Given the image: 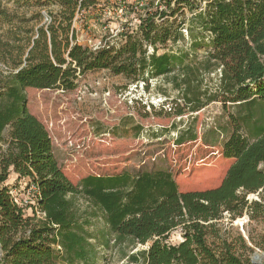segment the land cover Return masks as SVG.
Instances as JSON below:
<instances>
[{"label":"trees","instance_id":"trees-1","mask_svg":"<svg viewBox=\"0 0 264 264\" xmlns=\"http://www.w3.org/2000/svg\"><path fill=\"white\" fill-rule=\"evenodd\" d=\"M55 1L61 9L45 27L40 10L20 15L0 0V62L8 72L0 73V142L6 145H0L2 264H94V237L87 227L96 218L115 242H150L130 257L132 264H252L228 240L213 247L208 233L225 212L232 219L242 215L248 195L259 193L264 204V0H161L134 24L142 37L128 32L125 43L105 42L96 50L77 41L73 24L78 9L99 0ZM26 4L41 6V0ZM180 37L189 38V48L159 53ZM99 69L134 81L165 78L179 93L176 102L190 112L214 102L238 107L237 115L229 114L233 130L222 146V155L233 162L221 182L182 191L165 170L72 182L59 166L46 126L28 110L25 90H74L80 74ZM12 173L39 185L43 219L34 207L16 202L7 184ZM178 229L183 240L175 244L170 237Z\"/></svg>","mask_w":264,"mask_h":264},{"label":"rangeland","instance_id":"rangeland-1","mask_svg":"<svg viewBox=\"0 0 264 264\" xmlns=\"http://www.w3.org/2000/svg\"><path fill=\"white\" fill-rule=\"evenodd\" d=\"M26 1L4 0L11 12L20 15L30 16L40 10L41 25L45 27L61 9L55 0H41V6L28 5ZM98 2L97 6L91 4L76 11L73 26L79 43L94 46L109 42L118 46L125 43L128 32L142 37L133 24L125 26L122 22L124 18L130 22L133 14L112 11L108 16L105 12L108 1ZM185 12L187 17L191 16L190 11L185 9ZM188 43L189 38L180 37L176 45L169 41L159 53L189 48ZM151 50L149 47L148 53ZM204 50L201 46L195 51L197 61L202 59ZM0 73H8L1 62ZM148 75L146 70L144 76ZM76 83V88L70 91L58 88L25 90L28 110L46 126L59 166L72 182L78 183L88 175L165 170L173 174L182 191L197 190L218 185L233 162L222 155V146L233 130L229 114L239 113L235 105L224 107L214 102L200 111L190 112L181 100L176 102L179 93L167 79L134 81L110 69L80 74ZM181 109L184 112L179 115ZM181 137L183 143H179ZM0 145L6 147L2 142ZM260 169L264 170V164ZM7 184L19 193H24L23 188L27 186L14 173ZM248 199L250 202L242 215L232 219V215L225 212L209 229L208 242L218 248L228 240L241 258L252 263L255 252H264V204L259 193L248 195ZM256 201L261 205L254 204ZM79 204L83 209L88 206L85 200H80ZM87 228L89 235L94 237L90 240L96 253L94 264H132L130 257L150 245V242L143 245L130 240L115 242L100 218ZM182 240L181 229L170 237V242L175 244ZM2 258L3 254L0 264ZM260 262L264 264V259Z\"/></svg>","mask_w":264,"mask_h":264},{"label":"built area","instance_id":"built-area-1","mask_svg":"<svg viewBox=\"0 0 264 264\" xmlns=\"http://www.w3.org/2000/svg\"><path fill=\"white\" fill-rule=\"evenodd\" d=\"M108 4L106 6V10L105 12L108 13V16H111V12H120L121 14L125 13L126 11L130 12L132 15V20L130 22H127L126 19H122V22H125V26L127 24V26L131 25V24H135L137 21H139L138 17L139 16H144L146 11H150L152 9L153 4L154 5H158L160 3L161 0H107ZM100 4H101V0H100ZM127 5V6H126ZM160 6V10H165L162 8L161 5ZM46 20H48V18H45ZM77 41L78 40V36H77ZM104 44L100 43L99 45H94V46H89L90 48L96 50L100 47H103ZM151 49H153L151 47ZM153 50H151L150 52H152ZM24 193H19L17 192V189H12L11 190V194L13 195L14 199L16 200V202L21 205L22 207H24L25 209H32L33 207L36 209V213L38 215L39 218H44L45 217V213L39 211L38 209V203L41 199V189L39 187V185L35 182H29L27 184V186H25L23 188Z\"/></svg>","mask_w":264,"mask_h":264},{"label":"bare ground","instance_id":"bare-ground-1","mask_svg":"<svg viewBox=\"0 0 264 264\" xmlns=\"http://www.w3.org/2000/svg\"><path fill=\"white\" fill-rule=\"evenodd\" d=\"M237 222L238 223H242L241 220H238ZM0 255H1V251H0ZM253 259L256 260L258 263H261L260 261L262 259H264V252L263 253H258L257 255H254Z\"/></svg>","mask_w":264,"mask_h":264},{"label":"water","instance_id":"water-1","mask_svg":"<svg viewBox=\"0 0 264 264\" xmlns=\"http://www.w3.org/2000/svg\"><path fill=\"white\" fill-rule=\"evenodd\" d=\"M0 251H1V255H2V254H3V249H2L1 243H0ZM257 254H258L257 252L254 253V255H257ZM254 255H253V256H254ZM253 256H252V258H251V262H252L253 264H260V263H258L256 260L253 259Z\"/></svg>","mask_w":264,"mask_h":264}]
</instances>
